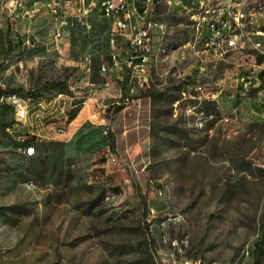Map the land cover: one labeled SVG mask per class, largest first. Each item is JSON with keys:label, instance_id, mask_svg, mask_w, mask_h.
Segmentation results:
<instances>
[{"label": "rangeland", "instance_id": "rangeland-1", "mask_svg": "<svg viewBox=\"0 0 264 264\" xmlns=\"http://www.w3.org/2000/svg\"><path fill=\"white\" fill-rule=\"evenodd\" d=\"M34 1L0 11V89L68 92L56 84L68 87L87 58L90 80L107 81L113 93L79 104L65 133L38 138L33 155L24 152L35 130L0 103V264H168L171 255L254 264L264 222V122L248 111L258 94L227 91L197 104L186 88L230 90L237 65L248 67V50L224 60L200 54L196 0H141L127 32L147 31L150 58L146 80L130 83L128 94L130 49L119 37L118 64L111 63V21L94 11L89 26L75 23L55 48L49 14L25 12ZM245 3L264 9V0ZM256 18L248 36L264 49V18ZM16 55L22 75L11 66Z\"/></svg>", "mask_w": 264, "mask_h": 264}, {"label": "built area", "instance_id": "built-area-1", "mask_svg": "<svg viewBox=\"0 0 264 264\" xmlns=\"http://www.w3.org/2000/svg\"><path fill=\"white\" fill-rule=\"evenodd\" d=\"M141 0H36L31 4L27 13L49 14L53 23L52 44L58 47V40L62 38L64 31L71 28L75 23L89 26L87 18L95 11L100 16L111 21V34L109 45L111 48V63L118 64L115 53L116 42L119 37L127 42L130 55L126 61L128 78V94L133 90L130 84L133 81L143 83L147 76V64L150 58L151 39L147 31L135 27L134 31L127 32V28L133 23L137 24L140 14L138 4ZM151 1L152 0H147ZM193 6L195 43L196 50L200 54L211 56L215 59L224 60L230 56L239 55L248 50L250 57L248 67H237L232 72L234 77L230 90L222 89L221 85L207 87L201 83H192L186 86L192 93L191 98L197 104L203 100H214L219 93L230 92L229 95L236 98H245L251 91L258 94L256 105L264 106V49L261 41H253L248 35L251 33L253 24L257 21L256 15L264 18V9L257 11L248 9L245 0H196ZM194 2V1H193ZM254 33H261L256 30ZM261 57V61H258ZM14 64L19 75L25 71L23 60L20 56H14ZM107 63L101 64L99 72L107 69ZM91 61L84 59L82 70H77L68 85V92L58 91L48 97H22L15 92H2L0 103L13 108L17 123L28 125L36 130L33 135L41 136V128H35L29 122L32 110L33 117L39 122L46 118H56L59 122L68 121V113L79 104H85L87 100L95 97L97 93L106 89L107 81L97 84L90 80ZM4 90V89H3ZM233 93V94H232ZM128 100V97L125 98ZM194 107V106H193ZM264 119V115H262ZM42 127V126H41ZM57 134L65 133V125H59L55 129ZM26 155H33L35 148L31 145L25 147ZM113 162L115 156H111ZM158 194H161L159 191ZM168 264H217L206 263L200 259L171 255Z\"/></svg>", "mask_w": 264, "mask_h": 264}, {"label": "crops", "instance_id": "crops-1", "mask_svg": "<svg viewBox=\"0 0 264 264\" xmlns=\"http://www.w3.org/2000/svg\"><path fill=\"white\" fill-rule=\"evenodd\" d=\"M13 3H14V0H0V11L3 10L4 8H6L8 10L7 14L9 15L10 12L13 10V7H12ZM27 10H28V8L25 9L26 13H27ZM111 86H114V85H111ZM112 93H113V91L110 89V86H109L106 89L99 91L95 97L91 98V100H98V99L104 98L105 96H112ZM72 110H74V109H72ZM248 114L251 118L262 119L264 122V119L262 118V115H264V106L258 107L256 105L255 101H253L252 108L248 111ZM73 120H71V122ZM29 122H31V125L32 126L34 125L35 128L42 126V128L40 129L41 130V132H40L41 136L40 137L36 136L37 139L38 138H40V139H54V138H56V136L62 135V134L56 133L55 129L57 126L62 125V124H64L65 126L66 125L69 126L71 124V122H68V123L63 122V121L59 122V119H56V118H46V119H44V121L42 120V122H39L37 119H35L33 117L32 110H31L30 115H29ZM30 128H31V130L34 129L32 127H30ZM34 132H32V134Z\"/></svg>", "mask_w": 264, "mask_h": 264}, {"label": "trees", "instance_id": "trees-1", "mask_svg": "<svg viewBox=\"0 0 264 264\" xmlns=\"http://www.w3.org/2000/svg\"><path fill=\"white\" fill-rule=\"evenodd\" d=\"M152 1L154 3H157L159 0H152ZM261 60H262L261 57H258V61H261ZM128 78H129V73H128V70H126L125 75H124V79H123L124 87L127 86ZM56 85L60 86L61 88L67 89V85H66L65 81L61 82V83H57ZM2 92H15V93H17L21 96H25V97L30 96V95H32V96L34 95L33 92L32 93L27 92L24 94V93H22L21 89H19V88L18 89H16V88L6 89V90L0 89V94ZM76 114H77V108L70 112V115L68 117V121L73 120L75 118ZM37 143H38V139L33 135H29L28 139H27V144L25 145V147L28 145H31L35 148V145H37ZM35 152H36V148H35ZM263 244H264V222H263L262 228L260 230V237H259L258 241L256 242L257 249L255 250L256 258H255L254 264L259 263V254H261V252H262Z\"/></svg>", "mask_w": 264, "mask_h": 264}]
</instances>
